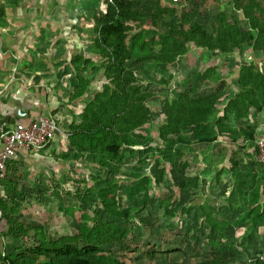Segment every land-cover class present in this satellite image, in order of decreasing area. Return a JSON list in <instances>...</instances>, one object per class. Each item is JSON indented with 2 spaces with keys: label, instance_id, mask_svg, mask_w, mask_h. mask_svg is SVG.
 <instances>
[{
  "label": "trees",
  "instance_id": "obj_1",
  "mask_svg": "<svg viewBox=\"0 0 264 264\" xmlns=\"http://www.w3.org/2000/svg\"><path fill=\"white\" fill-rule=\"evenodd\" d=\"M188 1L194 5L198 3V0ZM199 1L206 3L208 0ZM227 5L231 11L229 15L227 8L217 10L209 30L204 23L190 18L191 13L198 10L195 6L179 10L151 0L145 3L140 0L106 2L92 28L90 54H72L70 58L76 85L71 89L69 101L88 93L86 73L94 76L103 70L106 83L84 103L77 116L70 110L69 122L58 118L57 110L51 111L56 124L60 123L67 130L66 150L58 155L65 161L92 163L113 173L123 162V150L128 149V155H137L140 161L156 158L161 165L156 167V173H134L137 180H130L126 189L111 181L96 187L94 192L105 216H96L93 226H82L73 236L50 241L37 227L19 220L23 191L15 188V179L18 177L16 167L21 162L9 159L0 180L2 264H172V251L151 248L148 242L143 244L141 258L135 260L127 254H112L102 247L118 244L124 249L139 239L127 227L131 208L124 206L122 200L140 195V203L146 209L153 198L162 202L150 193L153 185L159 186L167 172L171 175L184 173L192 165L191 155L197 145L200 153H211L203 161L205 166L210 163V168L214 169L208 180L198 175L197 186L208 184L211 189L217 188L222 174L227 172L232 190L214 207L210 205L209 193L198 197L189 187L192 182L184 180V185L176 184L177 195H168L165 215H172L169 205L173 196L180 198L192 191V197L180 202L181 205L185 211L192 204L197 205L204 225L218 238L222 234L232 237L225 231L233 227V230L242 229L240 239L247 241L264 225V162L259 160L256 146L257 140L264 139L261 127L264 125V0H229ZM239 16L244 25L238 21ZM162 17L165 19L159 24ZM151 32L155 36L150 38ZM192 48L201 49L205 60L214 57L224 62L232 58L237 68L236 76L227 82L225 76L218 74L217 65L209 64L195 69L185 80L184 77L179 88H171L172 66ZM236 54L241 56L240 62ZM248 55L260 60L248 61ZM149 69L158 75L155 74L156 84L170 91L161 102L159 115L162 118L155 129L157 143L145 148L148 138L144 133L145 124L153 114L150 102L154 97L152 90H142L144 78L150 79ZM213 148H217L216 152ZM221 150L224 151L222 156L214 160ZM222 162L225 164L218 168ZM94 192L91 185L85 187L76 183L79 201L88 200ZM59 199V209L69 213L70 207L61 195ZM36 206L37 211L42 209ZM219 206L221 208L217 209ZM112 217L122 221L116 222ZM29 230L34 231L31 246L15 254L10 252L7 238L29 236ZM206 238L221 245L214 242L211 235ZM227 253L232 256L229 251ZM235 261L231 257L224 259L222 264ZM257 264L263 262L259 260Z\"/></svg>",
  "mask_w": 264,
  "mask_h": 264
},
{
  "label": "rangeland",
  "instance_id": "obj_2",
  "mask_svg": "<svg viewBox=\"0 0 264 264\" xmlns=\"http://www.w3.org/2000/svg\"><path fill=\"white\" fill-rule=\"evenodd\" d=\"M6 1L7 3L5 0H0V22H10L18 19L49 21L54 18V13L43 15L42 12L40 13L38 10L36 16L29 18L25 16L30 8H34L33 6L35 3V8L39 7L41 0ZM146 1L148 0H140L141 3H145ZM151 1L162 6L174 7L179 10H188L195 6L198 10L192 12L190 18L204 23L209 30H211V20L217 10L227 8L225 9L226 13L229 15L231 12L227 5L229 0H208L206 3H202V1L198 0V3H195V5L188 0ZM98 4H100V1ZM29 14L31 15V13ZM97 17L98 15L94 11L92 14L87 13V15L83 17L87 21L82 18L81 20L82 22H86L85 25L91 28V26L95 24ZM164 19L163 17L159 18L158 23L160 24ZM237 19L241 25L245 24L241 16ZM90 33L93 35L91 29ZM153 36H155V34L151 32L149 37L151 38ZM1 43L0 41V45ZM84 55L88 56V54ZM248 56V61L255 59V61L258 62L260 60L258 57L255 58L252 55ZM70 58L71 56L68 57V60L66 59L59 62V66L61 67L60 70L62 71H58L61 76L52 78L54 88H51L54 89L53 92L47 93L44 90V97L49 98V95H51L52 97L50 99L55 102L54 108H52L50 112L57 110L56 116L66 120V122H69L72 118L70 110L72 114L77 116L84 103L89 100L90 97L92 98L96 91H100L102 86L106 83L103 70L98 71L97 75L94 76L86 73V77L89 80L88 93H84L82 97L75 101H69L71 89L76 85V75L74 68L69 63ZM232 60V58H229V60L221 62L214 57L210 60H205V58L203 59L202 57L201 49L192 48L172 66L170 72L173 73L174 79L170 83L171 88H179V85L184 82L192 71L195 69H203L209 64H216L218 74L222 77L225 76L227 82H230L231 79L236 76L235 71L237 70ZM236 60L240 62L242 60L241 56L236 54ZM95 62L98 64L96 58ZM229 71H232L231 75L227 74ZM148 73L150 79L144 78L142 90H152L154 97L150 102L153 114L150 121L145 124L147 129L144 130V133L148 136L146 139L147 144L144 146L145 148L148 146H155L157 143L155 129L162 118L160 116L162 111L161 102L165 99L167 92L169 93L170 91L167 89L168 87L162 89L164 88L162 85L156 84L157 77L155 74L157 75V73H155V71L149 69ZM167 75L168 73L165 74V76ZM46 112L49 113V110H46ZM57 126L58 132L55 136V140L50 143L52 146L48 145L40 152H36L30 156L27 161L21 160V163L16 167L18 170V177L15 179V188L23 191V193L20 194L22 205L19 207L21 211L19 220L37 227L40 232L45 235L47 240L50 241H57L63 236H73L78 232L80 227L89 228L93 226L96 216H101L102 218L105 216L104 211L98 204L94 192L96 187H103L105 186V182L108 183L111 181L122 186L123 189H126V185L130 180H137L133 176L134 173H142L143 175L152 172L156 173V167L161 165L160 161H158V159L156 160V158L140 161L137 155H128V149L123 150V162L113 173L92 163L65 161L59 157L58 154L66 150L65 140L67 130L58 122ZM261 127L263 129L264 125H261ZM219 146L220 145L217 147ZM216 150L217 148H213L212 151L216 152ZM199 151L200 146L197 145V147L193 149V155H191L193 161L192 165L187 168L184 173L171 175V173L167 172L163 175L162 182L159 186L153 185L150 193L155 194L162 202L153 198L150 203L147 204L146 209L140 203V195L135 196V198L131 200H122L124 206H130L131 208L129 212L131 218L127 223V227L130 229L131 233L138 236L139 239L128 248L122 249L118 244H112L102 247L104 250L116 255L127 254L135 260L136 258H141L144 248L143 244L148 242L151 248L157 247L159 250L172 251V264H222L224 259L231 257L236 261L230 264H257V261L260 260V255L264 254V225L253 234V237H248L247 241L240 239L242 229L238 234H233L230 238L223 234L218 238L217 234H213L206 226L205 230L202 229L201 224H204L203 220L198 219L197 223H195L196 227L192 221L193 226H191L189 221L184 220L182 213L184 207L180 202L184 200L187 201L188 197L191 198L192 191H187L185 196H180V198L179 196H173L170 200L171 204L169 205L172 215H165V205L169 202L168 195H177L178 188L176 184L184 185V180L192 182L189 184V187L191 186V190L198 193V197L209 193L208 196L213 199H222V197H226L230 194L231 189H228L229 183L225 182L227 181L226 176H222L225 181H222L217 188L212 187L216 189L210 190L206 189L205 186H197V177L204 163H202V160L199 161V157L201 158V156H199ZM229 151L230 150H228V152ZM240 151L241 150L238 149V152ZM217 153L218 156H216L214 160L220 158L224 151L221 150L220 154L219 151H217ZM223 165L222 163L219 164L218 168H221ZM137 166L141 167L136 169L135 167ZM80 180H84L85 183ZM99 180H103V182L101 183ZM76 183L79 186L85 187L91 185L94 194H92L88 200L79 201L77 199ZM58 187L60 188L59 192ZM165 193H167V196H164ZM59 195L62 196L64 203L70 207V212L67 214L59 209ZM174 197L177 198V200H174ZM194 198H196V196L193 197V199ZM36 204L42 208L40 211H37L38 207ZM32 206L34 207L33 209H31ZM111 219L116 222L122 221V219L117 217H112ZM33 234L34 231L29 230V236L26 235L20 239L7 238L9 251L15 254L31 246ZM208 235L212 236L215 240L214 242H220L221 245L219 246L216 243L210 242L211 239L206 238ZM1 239L0 237V242ZM221 240L224 243H222ZM227 246H229V250ZM230 249L237 251V254L233 253ZM227 251L231 253V257L230 254L226 255L228 254ZM0 264L2 263L0 262Z\"/></svg>",
  "mask_w": 264,
  "mask_h": 264
},
{
  "label": "crops",
  "instance_id": "obj_3",
  "mask_svg": "<svg viewBox=\"0 0 264 264\" xmlns=\"http://www.w3.org/2000/svg\"><path fill=\"white\" fill-rule=\"evenodd\" d=\"M42 1L37 8H35V3L34 8H30L25 16L28 18L36 16L38 10L43 15L54 13L53 20L28 21L18 19L0 22V41L2 42L0 45V120L26 122L50 115V110L54 108L55 102L50 99L51 95L49 98L44 97V90L47 93L53 92L54 89L51 88H54L52 78L61 76L58 73L61 68L59 62L68 60L72 54H90L93 38L90 29L92 30L93 25L89 28L85 25L86 22H82L81 18L84 19L83 17L87 13L92 14L94 11L98 15L101 10L98 4L99 0ZM46 110H49V113ZM210 154V152L205 154L199 152V156H201L199 161L202 160L203 163L206 155L210 156ZM28 158V155L25 156V161ZM204 166L205 163L200 168L202 170L199 172V176L208 180L214 169L210 168V163ZM222 176H226L227 181L221 177L220 184L222 181L228 182V189L232 190V182L228 173L224 172ZM204 186L211 189L208 184ZM219 202L218 198H212L210 205L216 207L220 204ZM220 208L221 206L217 209ZM182 213L184 220L189 221L191 226L193 223L195 226L198 219L203 220L197 205L192 204L186 211L183 208ZM201 227L205 230L203 223ZM193 230L195 231L194 228ZM239 231L241 229L233 230V227H228L225 233L235 235ZM212 233H214L213 230Z\"/></svg>",
  "mask_w": 264,
  "mask_h": 264
},
{
  "label": "built area",
  "instance_id": "obj_4",
  "mask_svg": "<svg viewBox=\"0 0 264 264\" xmlns=\"http://www.w3.org/2000/svg\"><path fill=\"white\" fill-rule=\"evenodd\" d=\"M100 8L106 7V2L99 0ZM58 132V126L51 115L42 116L26 122H13L8 119L0 120V180L3 177L5 164L9 159L24 160L25 156L40 152L52 141ZM258 158L264 162V139L256 142ZM0 190V198L2 197ZM264 264V254L260 255Z\"/></svg>",
  "mask_w": 264,
  "mask_h": 264
},
{
  "label": "flooded vegetation",
  "instance_id": "obj_5",
  "mask_svg": "<svg viewBox=\"0 0 264 264\" xmlns=\"http://www.w3.org/2000/svg\"><path fill=\"white\" fill-rule=\"evenodd\" d=\"M5 2L7 3V1L5 0ZM1 7V6H0ZM8 8H10V7H8Z\"/></svg>",
  "mask_w": 264,
  "mask_h": 264
}]
</instances>
